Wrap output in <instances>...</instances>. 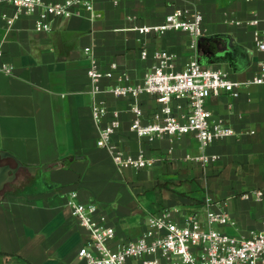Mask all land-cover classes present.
<instances>
[{"label": "crops", "instance_id": "0c3cea01", "mask_svg": "<svg viewBox=\"0 0 264 264\" xmlns=\"http://www.w3.org/2000/svg\"><path fill=\"white\" fill-rule=\"evenodd\" d=\"M92 1V12L81 7L76 15L57 19L49 32L36 31L29 16L8 28L0 15L4 59L14 69L11 75L0 72V180L6 181L0 191V264H87L78 251L88 233L68 206L73 192L107 216L116 230L115 248L140 238L149 217L165 209L175 210V219L182 221L193 213L205 218L222 205L234 225L221 230L240 235L263 228L264 204L242 194L264 185V85L244 87L238 98L208 100L212 119L224 121L236 134L206 149L193 135L139 138L131 130V101L116 98L110 89L143 81L154 65V51L162 49L177 56L178 70L197 56L204 66L235 80L251 79L264 54L246 22L264 17V1ZM176 7L204 16L195 49L187 33L138 30L163 22ZM112 64H117L113 78L102 79L96 93L88 71L96 66L107 72ZM96 103L109 110L101 123L93 118ZM139 103L149 121L156 100L142 95ZM182 106L178 111L186 112ZM114 113L121 121L114 143L133 155L143 151L151 160L148 168L121 169L97 145ZM205 156L217 159L205 162Z\"/></svg>", "mask_w": 264, "mask_h": 264}, {"label": "built area", "instance_id": "2783aa9c", "mask_svg": "<svg viewBox=\"0 0 264 264\" xmlns=\"http://www.w3.org/2000/svg\"><path fill=\"white\" fill-rule=\"evenodd\" d=\"M81 7L92 12L93 1L0 0V15L8 28L22 17L29 16L34 18L36 31L49 32L57 19L72 17ZM203 22L201 12L176 7L163 22L138 30L143 34L154 35H164L169 31L184 32L194 38L191 48L195 49L197 39L203 36ZM246 24L255 29L253 37L256 49L264 54V17L251 19ZM4 57L0 43V72L11 75L14 69ZM142 57H148L146 50L142 51ZM152 57L154 65L143 81L116 84L110 89L116 98L131 101V130L139 138L149 141L193 135L201 148L206 149L217 141L234 136L236 132L230 125L212 119L207 108L208 100L221 95L238 98L244 87L264 85V60L258 74L249 80L239 81L222 70L204 66L197 56L191 58L181 70L176 67L177 56L174 53L156 50ZM116 68L117 64H112L111 70L107 72L96 66L88 71L96 93L101 91L102 79L113 78ZM142 95L153 97L158 105L151 119L146 122L143 107L139 103ZM183 104L188 110L179 112ZM92 112L97 123L104 121L109 114L105 103L94 104ZM120 127L119 115L114 113L101 129L97 145L107 149L121 169L148 168L151 160L143 151L133 155L114 143V135ZM216 159V156L204 157L205 162ZM242 198L264 204V185L244 192ZM68 206L88 233L85 245L78 251V257L87 264H127L130 259L139 260L140 264H162L163 260L173 264H264V227L240 235L221 230V227L234 225L222 205L209 211L205 218L193 213L182 221L175 219V210L165 209L149 217L147 229L140 238L123 241L116 248L112 246L116 230L108 224L107 216L99 213L96 203L81 202L78 194L73 192Z\"/></svg>", "mask_w": 264, "mask_h": 264}, {"label": "water", "instance_id": "95a60500", "mask_svg": "<svg viewBox=\"0 0 264 264\" xmlns=\"http://www.w3.org/2000/svg\"><path fill=\"white\" fill-rule=\"evenodd\" d=\"M21 167H22V166L19 165V166H18V169L21 168ZM16 171H17V170H15V171H11L12 175H14V173H16ZM12 177H13V176H12ZM5 183H6L5 180H3V179L0 180V191L3 189Z\"/></svg>", "mask_w": 264, "mask_h": 264}]
</instances>
